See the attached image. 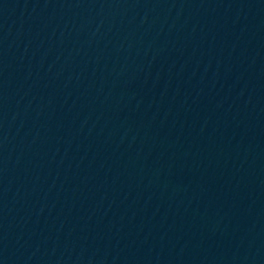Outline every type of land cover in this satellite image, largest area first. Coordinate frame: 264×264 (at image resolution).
Wrapping results in <instances>:
<instances>
[{"label":"water","instance_id":"95a60500","mask_svg":"<svg viewBox=\"0 0 264 264\" xmlns=\"http://www.w3.org/2000/svg\"><path fill=\"white\" fill-rule=\"evenodd\" d=\"M0 264H264V0H0Z\"/></svg>","mask_w":264,"mask_h":264}]
</instances>
